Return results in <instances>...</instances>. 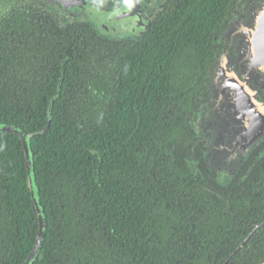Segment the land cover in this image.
<instances>
[{"label": "trees", "instance_id": "16d2710c", "mask_svg": "<svg viewBox=\"0 0 264 264\" xmlns=\"http://www.w3.org/2000/svg\"><path fill=\"white\" fill-rule=\"evenodd\" d=\"M22 1L25 10L0 0V264H22L38 233L25 137L45 219L32 264H149L161 249L167 257L191 215L166 209L179 149L171 144L206 92L233 0H170L138 39L62 25Z\"/></svg>", "mask_w": 264, "mask_h": 264}, {"label": "flooded vegetation", "instance_id": "af4514ba", "mask_svg": "<svg viewBox=\"0 0 264 264\" xmlns=\"http://www.w3.org/2000/svg\"><path fill=\"white\" fill-rule=\"evenodd\" d=\"M21 1L17 4L25 10ZM94 1L110 10L124 5L120 0ZM169 1H143L139 9L151 15V24ZM263 1L233 0L231 10L225 12L213 40L215 56L206 92L183 112L178 142L171 144L179 147L173 151L172 163H177L169 175L175 183L174 202L165 205L169 214H191L190 221L178 225L182 233L178 242L171 241L172 254L166 257L161 249L149 264L264 263V73L250 37L255 24L247 20L250 9ZM73 21L88 22L95 29L81 14ZM219 64L220 78L214 80ZM231 70L237 75L234 86L229 84ZM178 165H183V173L176 171ZM199 212L206 213L204 221H196ZM156 239L165 246L162 238Z\"/></svg>", "mask_w": 264, "mask_h": 264}, {"label": "water", "instance_id": "95a60500", "mask_svg": "<svg viewBox=\"0 0 264 264\" xmlns=\"http://www.w3.org/2000/svg\"><path fill=\"white\" fill-rule=\"evenodd\" d=\"M42 7L48 8V11L53 12L59 17L62 25L74 20L75 15H82V19H88L91 21L95 29L105 35L125 36L130 34H142L151 21V15L145 16L140 11L139 5L143 1L147 0H123V7H116L112 10L107 9L100 3L94 0H34ZM264 2V1H263ZM258 15V16H257ZM253 20V18H255ZM248 22L255 24V30L251 34V38H254L255 54L259 56L258 59L260 67L264 73V3L263 5H256L252 7L248 13ZM235 22L231 24L229 30L234 28ZM228 30V31H229ZM237 51H240V47L236 46ZM224 60V59H223ZM222 60V61H223ZM222 65V64H221ZM221 65L219 64L215 69V79L220 78ZM230 83L232 86L237 83V75L231 70ZM217 75V76H216ZM48 129V127H46ZM7 130L15 129L13 127H6ZM24 148L27 156L28 164V185L31 192V198L38 216V233L36 235L34 246L22 264H32L36 256L38 255L43 243L45 234V219L40 199L38 196L37 186L35 184L33 176V167L31 156L27 144L26 137L23 138ZM264 264V263H262Z\"/></svg>", "mask_w": 264, "mask_h": 264}, {"label": "rangeland", "instance_id": "374dc122", "mask_svg": "<svg viewBox=\"0 0 264 264\" xmlns=\"http://www.w3.org/2000/svg\"><path fill=\"white\" fill-rule=\"evenodd\" d=\"M121 2H123V0H120Z\"/></svg>", "mask_w": 264, "mask_h": 264}]
</instances>
